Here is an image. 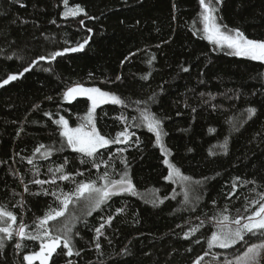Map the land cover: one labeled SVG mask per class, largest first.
<instances>
[{"label":"trees","instance_id":"obj_1","mask_svg":"<svg viewBox=\"0 0 264 264\" xmlns=\"http://www.w3.org/2000/svg\"><path fill=\"white\" fill-rule=\"evenodd\" d=\"M206 5L264 42V0H0V208L14 217L0 264H28L83 184L120 180L133 191L79 219L49 264H203L264 242L263 227L211 243L264 207V62L209 41ZM76 85L101 100H72ZM64 119L115 142L75 151Z\"/></svg>","mask_w":264,"mask_h":264},{"label":"rangeland","instance_id":"obj_2","mask_svg":"<svg viewBox=\"0 0 264 264\" xmlns=\"http://www.w3.org/2000/svg\"><path fill=\"white\" fill-rule=\"evenodd\" d=\"M80 7L65 8V16H76L82 11ZM207 18V38L218 45L228 47L232 53L239 56L250 57L264 62V42L245 38L239 32L223 30L211 17L209 6H205ZM61 131L64 141L73 150L94 154L99 149L113 144L115 141L100 134L91 123L72 125L68 120H61ZM120 140L118 139V142ZM108 183L83 184L81 188L66 199L64 208L48 216L45 224L52 223L47 230L39 232L40 248L38 252L28 254L25 258L28 264H49L51 256L62 244H68L69 237L75 223L84 217L90 216L98 210L109 198L106 189ZM14 224V217L6 210L0 208V240L4 234L7 236ZM234 226V227H233ZM226 228H221L213 235L211 243L215 246H228L244 236L245 232L264 227V207L256 215L244 221H238ZM18 235L29 237L24 226L19 227ZM264 258V242L251 245L241 256L230 261L209 260L203 264H259Z\"/></svg>","mask_w":264,"mask_h":264},{"label":"water","instance_id":"obj_3","mask_svg":"<svg viewBox=\"0 0 264 264\" xmlns=\"http://www.w3.org/2000/svg\"><path fill=\"white\" fill-rule=\"evenodd\" d=\"M102 92H97L95 88L88 87L85 85H76L69 88L65 95L71 98L72 100L84 97L90 99L93 103H97L101 100ZM134 189V183L131 180H120L114 183H111L106 191L109 195H120L123 193H130Z\"/></svg>","mask_w":264,"mask_h":264}]
</instances>
